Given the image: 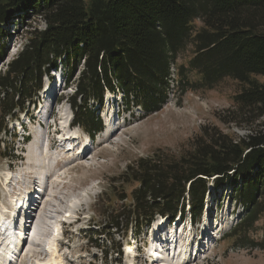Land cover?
I'll use <instances>...</instances> for the list:
<instances>
[{
	"label": "trees",
	"instance_id": "obj_1",
	"mask_svg": "<svg viewBox=\"0 0 264 264\" xmlns=\"http://www.w3.org/2000/svg\"><path fill=\"white\" fill-rule=\"evenodd\" d=\"M29 14L45 28L30 33L0 71V134L9 131L6 117H18L28 109L26 102L34 104L43 70L56 68L57 59L68 74L82 68L69 101L76 124L91 135L100 131L101 120L90 103L100 105L105 90L121 94L126 109L140 106L151 113L164 105L173 82L184 94L213 89L224 78L236 80L244 87L234 99L239 110L227 112L225 122L240 118L248 134L233 139L203 128L178 158L139 159L135 171H126L138 183L132 206L108 220L115 227L142 220L141 228L157 215L174 219L183 214L179 203L186 196L195 220L211 182L233 188L232 200L245 210L238 227H252L264 212V130L251 127L264 119V0H0V47L4 28ZM195 20L202 28L195 29ZM190 44L189 61L178 65ZM2 157L17 159L12 151Z\"/></svg>",
	"mask_w": 264,
	"mask_h": 264
},
{
	"label": "rangeland",
	"instance_id": "obj_2",
	"mask_svg": "<svg viewBox=\"0 0 264 264\" xmlns=\"http://www.w3.org/2000/svg\"><path fill=\"white\" fill-rule=\"evenodd\" d=\"M193 26L195 29H200L203 24L200 20H195ZM44 28L40 17L33 14L24 16L22 19L18 18L14 24L4 28L6 37L0 47V56L3 54L0 59L1 73L5 70L6 65L22 51L30 33ZM192 51L193 46L190 44L178 57L177 64H186ZM57 61L58 59L55 60L56 68L49 66L43 70L46 74L42 78L41 89L36 90L35 96L37 97L33 100L34 104L26 102L29 108L23 114H19L17 119L5 118L9 132L15 135L12 144H10L11 139L8 135L6 138L3 137V144L0 145V215L3 220L7 221L9 204L17 197V194L25 192L28 187L35 188L38 183L37 192L41 194L43 187L41 182H44L46 189L43 190L39 200V209L42 211L39 213L34 211L36 217L32 220L33 223H30V225L39 224L37 227L40 230L38 228L37 230L40 232L38 231L37 240L44 245V239L50 231V226L47 231V224L52 226L59 222L62 218L61 212L69 211L67 214L70 215L69 220L79 217V221L64 233L65 242L70 237L69 243L72 244L62 249L61 261L63 264H144L143 259L136 260L133 256H141L139 247L145 241L149 244L152 237L151 244L158 243L151 233L152 229L155 232L156 229H158L157 232L165 231L164 233H170L171 236L177 233L176 235L180 236L181 234L183 237L182 234H184L190 242L191 237L188 235H193L195 228H201V233L206 234L202 241L198 242L199 249L202 251L200 255L195 260L189 258L187 261L185 256L190 249V243L180 247L174 244L177 252L182 253L181 256L179 257L173 250L174 247L171 246L170 250L172 251L170 252H174V255L168 251L166 254L168 262L159 264H264V212L256 214L257 220L250 229L238 227L245 210L239 202L232 200L234 190L229 186L218 188L208 182L202 214L195 220L198 224L192 227L191 232L185 228L188 223L186 218L189 207L187 196L180 200V205L184 203L182 211L184 219L176 227L172 224L166 227L168 222L165 220L167 218L160 220L158 217L155 218L158 220H154L155 222L148 227L141 228L138 222L142 220L137 223L128 220L119 227L113 226L115 221L108 220L111 213L117 214L120 208H124L128 212L132 206L131 194L137 188L138 183L134 182L126 171H130V169L135 171L139 159H150L155 155L164 159L178 158L191 150L193 139L202 133L201 129L203 128L217 129L233 139L242 138L248 134L246 124L240 125L242 121L240 118L235 124L225 122L229 118L227 112L239 110L238 103L234 99L244 88L241 83L224 78L213 89L191 90L182 94L180 88H174L173 82L166 93L164 105L158 111L151 113H145L140 107L135 106L122 114L121 94L106 91V99L109 100V104L104 103V96L101 106L91 102L89 110L98 115L103 128L105 123L112 126L110 128L113 129L109 131L110 133L107 132L110 128L101 129L96 133L95 140L92 142L93 151L89 148L90 152L87 153V156L79 157V161L76 162L75 149L74 151L69 150L73 152L64 157L58 154L59 149L53 147V150H47L50 148L51 141L49 139H53L51 135L49 136L52 129L46 132L45 128L37 124L38 117L35 118L41 110L42 116H45L44 122H48L49 115L45 111L49 109V101L45 102L46 106L42 104V101L51 97L46 95L47 89H49L50 95L58 97L63 93L58 89L59 84L69 85L70 89L64 91L68 98L69 94H73L74 86L77 85L81 66H78V71L68 74L65 65ZM175 77L173 76V80ZM192 77H194L193 73L190 75L191 79ZM27 100L25 99V101ZM68 104L69 100H63L56 106L61 111V123L72 116ZM34 105L36 109H34ZM117 110L119 113L116 117ZM17 112L15 113L17 114ZM124 116L129 119L125 124L121 119ZM34 118L35 120H33ZM260 122L251 127L264 130V119ZM61 128L64 129L63 124ZM74 131V135L78 136L77 134H79L81 139L88 135L85 130L82 133L78 129ZM110 134H112L111 137H107ZM2 136L4 135L2 134ZM25 137L29 139L27 142L23 141ZM35 142L40 146L35 145ZM68 143L72 144L70 140ZM97 143L100 144L97 146ZM51 144L53 146L52 142ZM11 151L17 156V159L11 161L7 157H2ZM63 152L65 151H60V153ZM45 156H47L46 162L42 163L41 160ZM54 164L57 166L53 167ZM37 165L38 167L43 166L45 170H38ZM46 167H52V170L48 172ZM8 168L11 170L10 174L7 171ZM29 170L34 173L32 179L26 177ZM43 174L45 179L41 181L40 177ZM6 175H11L9 177H12V183L17 180V189L13 188L12 184H4L5 180L3 179ZM127 219L129 218L127 217ZM7 224L8 221L6 225H3V228L7 227ZM40 224H42L41 227ZM27 225L29 226V224ZM199 229L196 232L199 233ZM232 230L236 232L234 233ZM138 231L140 234L137 235ZM223 234H225L223 239L215 240L218 235ZM29 244L30 238L28 237L27 248ZM155 245L149 251L151 254L159 251V247ZM27 248L22 249L21 246L13 248L14 256L18 257V261L14 260L13 264H24V259L30 256L26 255ZM52 249H55L54 245H52ZM29 250L36 253V256L39 255L40 248L37 246L30 245ZM118 250L120 255H118ZM55 252L56 249L53 255ZM163 257L165 258V255ZM35 258V256L30 257V262H33ZM152 261L149 259L148 262L150 264L158 262L157 260ZM25 264H28L27 261Z\"/></svg>",
	"mask_w": 264,
	"mask_h": 264
},
{
	"label": "bare ground",
	"instance_id": "obj_3",
	"mask_svg": "<svg viewBox=\"0 0 264 264\" xmlns=\"http://www.w3.org/2000/svg\"><path fill=\"white\" fill-rule=\"evenodd\" d=\"M111 129H113V128H110V130H107V132H109V131H111ZM110 133V132H109ZM111 135L112 134H110V135H108L107 137H111ZM52 142V141H51ZM51 142L49 143L50 144V148H48L47 150H53V146H51L52 144H51ZM38 144V146H40V144L39 143H37V142H35V145H37ZM41 148H42V146H41ZM74 149L75 148H72V149H70V150H73L74 151ZM80 150H79V152H78V154L77 155H75V158H77L76 159V162H78L79 161V157H86L87 156V153L88 152H90V150L87 148V146L85 145V144H82L81 146H80V148H79ZM76 150V149H75ZM89 150V151H88ZM60 151H61V149H59V153L58 152H55L56 154L58 153L61 157H64V156H67V154H70V153H72L73 151H65V152H63V153H60ZM54 152V151H53ZM45 159H47V156H45L44 158H42V163H44V161H45ZM81 159V158H80ZM46 162V161H45ZM38 163V162H37ZM57 166V164H54L53 165V167H56ZM37 167H38V165H37ZM38 170H41V171H44L45 170V168L43 167V166H39L38 167ZM52 170V167H50V168H47V171L49 172V171H51ZM34 173L31 171V170H29L28 172H27V175H26V177L28 178V179H32V175H33ZM39 185V183L37 184V186ZM36 185H35V188L37 187ZM29 188V187H28ZM27 191V188H26V190H25V192ZM44 199V198H43ZM27 202H24V205H26L27 206ZM40 207V205L38 206V208ZM42 210H40V212H41ZM19 216H20V212H19ZM39 221V220H38ZM37 221V222H38ZM33 223V222H32ZM40 223V222H39ZM42 223V222H41ZM44 224V223H43ZM39 225V224H38ZM36 223H34L33 225L31 224V225H27L24 229H23V232H21V234H20V237H16L15 236V234H14V232L12 233V235H11V237L10 238H5L6 239V241H7V244L5 245V247H2L3 248V250H2V255H0V264H8L7 263V261H6V259H5V255L7 254H9V252L14 248H19L20 246L22 247V249H25V248H27L26 247V240L28 239V237L30 238V244L28 245V248L26 249V255H30V257H33V256H35L36 255V253H32V252H30V250H29V247H30V245H35V246H37L38 247V245L36 244V241H37V236H38V234H39V227H37L38 226ZM41 225L42 224H40V227H41ZM16 226H18V222H16L15 224H14V229H16ZM3 227V226H2ZM9 227V225L7 224V228ZM37 228L39 229V230H37ZM47 229H49V226H47ZM162 229V228H161ZM39 231V232H38ZM165 235H164V237H163V239H164V243H163V245L161 244V245H159L158 247V250L159 251H157L158 253L157 254H163V256L165 255V258L162 256L161 257V255H157L156 256V260L158 261L157 262V264H159V263H167L168 261V258L166 259V254L168 253V251H169V253L172 255H174V252H170V251H172V250H170L172 247H173V245L175 244L176 246H178V247H180V246H182V245H188L190 242H189V240L187 239V236H185V238L184 237H182L181 236V234H180V236H178V235H176L177 233H175L174 235H172L171 236V234L170 233H164ZM208 234V233H207ZM189 236V235H188ZM180 238V240H178ZM160 240L161 239H159V240H157V242H160ZM40 243V242H39ZM171 244L172 245V247L169 249V247H167L169 244ZM40 245H42L41 243H40ZM199 247H200V245H199ZM39 248V247H38ZM54 248V247H53ZM54 250L55 249H52L51 250V252H50V258H49V261L51 262V260H52V255H53V253H54ZM199 251H201L200 249H199ZM162 252V253H161ZM179 253H181L180 251H179ZM182 254V253H181ZM180 254V255H181ZM54 256V255H53ZM153 262V261H152ZM56 262H52L51 264H55ZM153 263H155V262H153ZM152 263V264H153Z\"/></svg>",
	"mask_w": 264,
	"mask_h": 264
}]
</instances>
